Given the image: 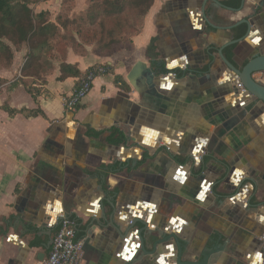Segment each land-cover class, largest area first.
Wrapping results in <instances>:
<instances>
[{
    "label": "crops",
    "instance_id": "obj_1",
    "mask_svg": "<svg viewBox=\"0 0 264 264\" xmlns=\"http://www.w3.org/2000/svg\"><path fill=\"white\" fill-rule=\"evenodd\" d=\"M226 1H206L213 26L204 0H153L129 49H70L46 70L26 67L27 43L9 42L12 57L0 59V264H43L62 211L78 221L79 264H177L178 241L194 264H261L264 104L240 91L218 50L248 18L251 36L230 61L239 67L245 51H264V0L237 10ZM138 62L155 70L154 89L129 80ZM98 64L114 71L67 110L64 98ZM114 128L130 145L109 140Z\"/></svg>",
    "mask_w": 264,
    "mask_h": 264
},
{
    "label": "rangeland",
    "instance_id": "obj_2",
    "mask_svg": "<svg viewBox=\"0 0 264 264\" xmlns=\"http://www.w3.org/2000/svg\"><path fill=\"white\" fill-rule=\"evenodd\" d=\"M16 2V0H12ZM30 6L36 22L47 23L49 28L40 40L47 43L41 55L30 57L31 64L38 70L51 67L52 59L64 60L67 52L73 49L83 53L93 50L103 56H117L121 50L129 49V41L142 29L144 15L129 0L121 14L109 15L108 0H24ZM43 7H41L43 4ZM42 8L43 15L37 13ZM9 43V42H8ZM249 52V50H247ZM39 57L38 59H36ZM34 64V65H35ZM29 66V65H28ZM33 66V65H32ZM30 66V68L32 67ZM114 71L112 65H107Z\"/></svg>",
    "mask_w": 264,
    "mask_h": 264
},
{
    "label": "trees",
    "instance_id": "obj_3",
    "mask_svg": "<svg viewBox=\"0 0 264 264\" xmlns=\"http://www.w3.org/2000/svg\"><path fill=\"white\" fill-rule=\"evenodd\" d=\"M23 1L24 0H16V2H13L12 0H0V59L8 60L13 55L8 42L13 45L27 43L31 50L28 54L29 59H31L30 57L35 56L36 52H39L41 55L42 51H45L44 46L47 43H45L44 40H40L39 32L42 34L41 37L44 36L49 26L47 23H43L41 25L37 24L35 19L37 16H35L30 6ZM128 1L129 0H108L107 5L110 7V12H108L109 15L123 13L127 8L126 3ZM134 3L135 7L138 8L141 14L145 16L152 6L153 0H134ZM226 5L235 9H239L242 5V0H227ZM38 15L42 16L43 12ZM247 28V24L245 23L237 26L234 29L236 32V38H240L245 35ZM138 32H140V30ZM128 45H133V38L131 41H129ZM236 46L237 44H233L226 47L225 54L229 60L233 59L234 49ZM247 62L248 61H246L243 66ZM27 63L29 66L27 65L26 67L32 66L30 60ZM104 67L106 68V72L110 71L107 65H104ZM62 68L65 73H71L70 75L80 76L81 74L80 70L72 64L63 63ZM208 69L209 66L206 68V70ZM185 74L186 72L178 70L179 76H183ZM29 92L36 96V93L33 89H29ZM4 108L7 109L11 114L17 112L7 105H5ZM38 113H41V111L31 110L29 112L30 115H37ZM97 134L99 133L96 132L95 135ZM109 140L113 143L123 142L125 145H130V142L126 140L125 133L116 128L113 129ZM112 167L113 170L116 169L115 165ZM71 217L75 218L74 216Z\"/></svg>",
    "mask_w": 264,
    "mask_h": 264
},
{
    "label": "water",
    "instance_id": "obj_4",
    "mask_svg": "<svg viewBox=\"0 0 264 264\" xmlns=\"http://www.w3.org/2000/svg\"><path fill=\"white\" fill-rule=\"evenodd\" d=\"M206 1L204 0V5L201 8L202 14L204 16V18L206 19V21L208 23H210L211 25L214 26L213 23H211L210 18L208 17L207 13H206ZM245 0H242V5L240 8L243 7ZM227 8L229 9H233L235 10V8H230L227 6ZM239 8V9H240ZM237 10V9H236ZM247 24V31L245 33V35H243L240 38H235L229 42H227L226 44L222 45L219 50V56L224 60L225 64L228 66L229 69H231L234 74L237 77V84H242L245 91L241 90V92H244V94H247L249 96V98L253 101V102H258L261 104H264V82L261 80V78L264 76V51L262 47H257L255 49H253V52L251 53V57L248 60V62L242 67V68H238L236 67L224 54V49L230 45L233 44H238L242 41H244L245 39H247L249 36H251V31H252V21L248 18H243L242 20H239L238 22L234 23L233 25L230 26L231 29L241 25V24ZM153 58L155 56H152ZM193 75V74H192ZM139 77L142 79V85L147 86L149 89H154L155 87V78H156V72L152 67L147 66L145 63L142 62H138L131 74L128 76L129 80L132 82V84L136 87V82H135V78ZM135 225V221H132V227ZM142 233V231H141ZM142 237V244H143V249H146V245L145 242L148 239H144L143 235L141 234ZM53 242L50 241L48 244H44L43 246L46 248H50L51 243ZM159 243V240L157 241ZM179 244V252L176 258L177 264H194L193 261L189 260V259H185L183 258V250L182 247L180 245V242L178 241ZM45 256V253H43V256Z\"/></svg>",
    "mask_w": 264,
    "mask_h": 264
},
{
    "label": "built area",
    "instance_id": "obj_5",
    "mask_svg": "<svg viewBox=\"0 0 264 264\" xmlns=\"http://www.w3.org/2000/svg\"><path fill=\"white\" fill-rule=\"evenodd\" d=\"M106 73L104 65H94L79 79L78 86L64 98L65 108L76 111L90 94L97 76ZM238 87L245 91L242 84ZM264 249V234L261 235ZM83 239L77 237V220L62 211L58 215L57 230L48 256L43 264H79L82 258ZM261 264H264V256Z\"/></svg>",
    "mask_w": 264,
    "mask_h": 264
},
{
    "label": "flooded vegetation",
    "instance_id": "obj_6",
    "mask_svg": "<svg viewBox=\"0 0 264 264\" xmlns=\"http://www.w3.org/2000/svg\"><path fill=\"white\" fill-rule=\"evenodd\" d=\"M236 47H237V46H236ZM236 47H235V49H236ZM225 49H226V48H225ZM225 49H224V54H225ZM235 49H234V56H233V59H232V60H235V55L238 54V52H237ZM236 52H237V53H236ZM252 52H253V50H252V51H249V52H248V51H245L246 58L248 57V60L250 59V57H251V53H252ZM235 53H236V54H235ZM239 55H240V54H239ZM225 56H226V54H225ZM226 57H227V56H226ZM248 60H247V61H248ZM245 62H246V60H245ZM245 62H244V63H245ZM242 67H243V65L239 66L238 68H242Z\"/></svg>",
    "mask_w": 264,
    "mask_h": 264
}]
</instances>
